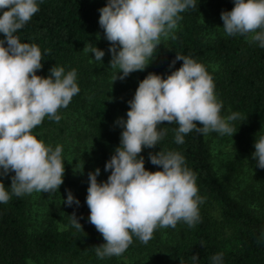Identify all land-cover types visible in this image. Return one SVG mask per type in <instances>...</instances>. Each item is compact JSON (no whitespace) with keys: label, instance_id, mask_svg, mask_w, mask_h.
<instances>
[{"label":"trees","instance_id":"trees-1","mask_svg":"<svg viewBox=\"0 0 264 264\" xmlns=\"http://www.w3.org/2000/svg\"><path fill=\"white\" fill-rule=\"evenodd\" d=\"M37 3L39 11L14 35L21 43L40 48L42 68L37 70L38 76L49 77L54 66L64 68L65 74L75 69L80 91L66 108L58 110L61 117L58 122L46 116L32 130L38 140L53 150L62 146L65 171L59 190L42 192L39 204H33L31 194H12L14 172L0 175V182L11 197L7 203H0V264L30 261L49 264V260L58 258L81 264H139L150 257L144 253L150 249L135 236L120 256L101 259L96 255L95 248L106 241L90 223L88 188L81 186L79 178L84 174L89 179V173L99 169L98 177L107 182L111 170L105 171V165L120 147L124 130L117 121L127 120L129 101L150 73L166 79L182 66L183 61L176 60L177 54L206 67L213 77L217 100L223 105L221 117L239 114L238 119L229 122L231 127L243 134L264 126V47L250 40L254 33L226 34L221 13L231 11L234 0H196L195 9L180 13L182 19L169 38L161 37L145 70L130 73L136 77L130 78L129 83L125 78L114 81L116 75L123 73L110 67L111 43L99 24V10L108 0H37ZM5 10L0 9V15ZM0 40H5L3 33ZM85 46L102 50V61H96L94 53L85 52ZM178 127L175 122L159 125L158 130L165 135L155 147H145L139 156L144 159L145 169L155 172L163 168L151 163L150 154L161 150L179 152L184 157V166L196 176L198 195L203 202L199 204L200 219L195 226L180 221L175 228L154 231L157 238L166 230L172 235L156 254L157 264H264V184L248 183L246 172L241 178L232 179L236 172L248 168L240 159L229 163L226 175H219L205 134L193 130L184 135L183 144H177ZM252 137L255 143L261 134ZM72 152L86 154L87 159L72 164L65 158ZM69 191L79 205L66 203ZM73 214L81 229L72 225ZM218 254L222 256L216 261L213 257ZM193 255L198 259L193 261Z\"/></svg>","mask_w":264,"mask_h":264},{"label":"clouds","instance_id":"clouds-1","mask_svg":"<svg viewBox=\"0 0 264 264\" xmlns=\"http://www.w3.org/2000/svg\"><path fill=\"white\" fill-rule=\"evenodd\" d=\"M196 7V0H108L99 10V24L111 43L110 67L123 73L114 81L144 70L161 37L169 38L177 28L180 13ZM0 9H7L0 15V33L7 44L5 47V40H0V175L15 173L10 187L16 196L54 192L63 183L62 146L53 150L32 130L46 116L57 122L61 119L58 110L66 108L80 91L77 74L75 69L65 74L64 68L54 66L49 77L38 76L36 72L42 68L40 48L21 43L14 35L39 11L37 0H0ZM221 19L227 35L254 33L250 40L264 47V0H234L233 9L222 12ZM83 50L102 61L104 52L97 47L85 46ZM176 60H182V66L166 79L150 73L139 83L129 101L127 120L117 121L124 130L120 147L105 165V171L111 170L107 182H97L99 169L89 173V219L106 241L95 248L101 259L122 255L133 236L146 244L157 228H175L180 221L193 227L200 219L203 199L198 195L195 174L184 166V157L179 152L162 150L150 154L151 163L163 168L151 172L139 156L145 147H155L165 135L158 130L159 125H179L177 144H183L184 135L193 130L205 135L217 132L233 136L236 132L229 122L238 119L239 114L221 117L223 105L217 100L213 77L206 67L179 54ZM253 158L264 169V136L255 142ZM10 198L0 182V203ZM66 203L79 205L70 191ZM70 217L72 225L81 229L75 215ZM221 256L213 259L219 261ZM197 259L192 256L193 261Z\"/></svg>","mask_w":264,"mask_h":264},{"label":"rangeland","instance_id":"rangeland-1","mask_svg":"<svg viewBox=\"0 0 264 264\" xmlns=\"http://www.w3.org/2000/svg\"><path fill=\"white\" fill-rule=\"evenodd\" d=\"M152 62V58L149 61V64ZM148 64V65H149ZM147 65V66H148ZM119 71V69H117ZM145 70V69H144ZM143 71V70H142ZM140 72V71H137ZM122 73V72H120ZM135 74L128 75L125 77V80H127V83H129L130 78H135ZM236 132L232 135L228 134H219L217 132H210L205 137L207 138V141L209 143V146L211 148V157L213 160V165L215 170L219 175H226L228 173V166L229 163L232 162L235 159H240L242 161L246 162V165L248 168H244L242 170H239L234 174V177H232L233 180H237L238 178H241L245 172L248 176V183L256 184L260 186V184H264V169L259 168L257 159L253 158V154L255 152V143H252L251 140H253V135L255 133L261 134V136H264V126L257 127L253 132L250 131H244L239 132L236 128H234ZM251 141V142H250ZM250 143V144H249ZM82 152H86L82 150ZM79 152H72L65 158L69 160L70 163L76 164L78 162L86 160V154L81 155ZM64 158V157H62ZM64 160V159H63ZM91 165L93 168H95L96 164L91 161ZM79 181L81 182V186L84 188H88L90 181L87 178L83 177L79 178ZM97 182L103 184L102 178L97 176ZM42 192H36L33 191L31 193V196L33 198V204H39L40 194ZM60 227H64L60 225ZM171 234L168 230L164 231V233L161 235L160 238H157L153 235L150 242L146 243L145 246H148L150 251L144 252L150 257L147 259H143L139 264H157L156 260V254L160 253L162 245L167 241L171 239ZM155 246V247H152ZM154 252H153V250ZM129 251V249H128ZM149 252V253H148ZM127 258V257H126ZM129 263V259L127 261ZM29 264H37L34 261H30ZM49 264H81L78 261L69 259V258H58L57 260H49Z\"/></svg>","mask_w":264,"mask_h":264}]
</instances>
